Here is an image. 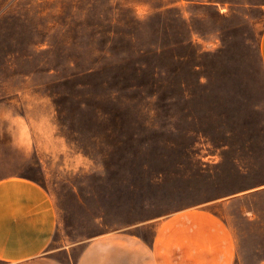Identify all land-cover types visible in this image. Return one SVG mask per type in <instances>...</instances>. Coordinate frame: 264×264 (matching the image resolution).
Returning a JSON list of instances; mask_svg holds the SVG:
<instances>
[{
  "label": "rangeland",
  "instance_id": "obj_1",
  "mask_svg": "<svg viewBox=\"0 0 264 264\" xmlns=\"http://www.w3.org/2000/svg\"><path fill=\"white\" fill-rule=\"evenodd\" d=\"M263 29L264 0H0V173L53 196L51 248L207 203L264 264Z\"/></svg>",
  "mask_w": 264,
  "mask_h": 264
},
{
  "label": "crops",
  "instance_id": "obj_2",
  "mask_svg": "<svg viewBox=\"0 0 264 264\" xmlns=\"http://www.w3.org/2000/svg\"><path fill=\"white\" fill-rule=\"evenodd\" d=\"M259 53L264 68V29ZM58 223L55 199L43 184L12 169L0 173V264H235L237 260L231 226L207 203L161 216L149 236L131 228L94 235L77 256L71 246L51 248Z\"/></svg>",
  "mask_w": 264,
  "mask_h": 264
}]
</instances>
